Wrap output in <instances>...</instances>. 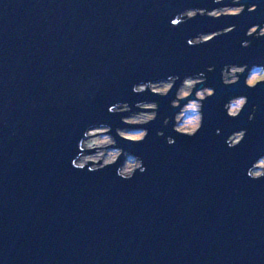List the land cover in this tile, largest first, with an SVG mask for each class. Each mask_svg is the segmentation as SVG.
<instances>
[{
    "label": "water",
    "instance_id": "95a60500",
    "mask_svg": "<svg viewBox=\"0 0 264 264\" xmlns=\"http://www.w3.org/2000/svg\"><path fill=\"white\" fill-rule=\"evenodd\" d=\"M229 4L243 9L198 12ZM263 23L264 0H0V264H264V177L249 175L264 156V80L246 82L264 67V36L248 34ZM232 65L245 70L228 83ZM168 79L165 94L148 87ZM206 86L196 130L175 129ZM148 109L145 123L123 119ZM100 126L121 153L78 169ZM125 152L143 163L131 178L118 174Z\"/></svg>",
    "mask_w": 264,
    "mask_h": 264
},
{
    "label": "rangeland",
    "instance_id": "374dc122",
    "mask_svg": "<svg viewBox=\"0 0 264 264\" xmlns=\"http://www.w3.org/2000/svg\"><path fill=\"white\" fill-rule=\"evenodd\" d=\"M231 1H238V0H231ZM254 8L253 6H249L248 9ZM243 6H236V5H226L224 7L214 9L212 11H202L198 10L200 13H208L212 16H217L220 14H237L240 11H242ZM190 14V13H188ZM181 17L178 18L180 20ZM257 25L252 26L249 30H251L256 37L259 36L258 33L262 28H264V25L259 30H256ZM248 30V32H249ZM256 30V31H255ZM255 31V32H254ZM212 34H204L201 36H198L192 41H200L204 40L206 38L211 37ZM228 68L225 67V69L222 72L223 79L225 82H234L238 79V75L240 74L244 67L242 66H231L229 67L230 71L227 70ZM202 80L201 77H194V78H186L182 84L179 86L177 93H176V99L174 102H172L173 105L179 104V98H183L188 96L191 91L192 87L196 85V82H199ZM258 80H264V67L255 66L250 69V72L247 75L246 81L248 84L253 85ZM173 83L172 79L168 80H159L156 82H150L148 83V87L151 91L159 93V94H165L167 91L171 88ZM146 84L139 85L137 90H144L146 88ZM212 90L209 87H203L199 90H197L194 93L193 99H190L188 102H186L180 112H178L175 115V129L179 131H183L186 133H192L196 130L200 123V108L202 100L205 96L208 94H211ZM245 102L244 96H239L231 99L227 103V110L230 114L236 115L240 111L242 105ZM136 106L140 108H156V103L151 102H143L140 104H137ZM129 107L126 106V104H118L114 110L124 111L127 110ZM155 109H148V110H136L129 114L128 117H124V121L127 123L132 124H140L145 123L155 116ZM108 127L100 126L95 127L89 130L87 134V138L83 140L81 149H90L94 147L93 152L84 151L79 156L78 160L76 161L77 165H85L88 164V161H92L93 163L88 164L91 168H95L107 163H111L116 160L117 156L121 153V150L112 146L107 145H114V139L113 137L108 134L106 131H108ZM103 132V133H101ZM118 133L122 136L132 138V139H141L145 134V128L143 127H123L121 129H118ZM240 139V131L235 132L232 134L229 138V141L231 143L237 142ZM105 146V147H104ZM98 159H101L99 163H96ZM140 166V160L133 156L130 153L125 152L124 158L122 160V164L120 166V172L122 174H131L133 168ZM253 174L260 173L262 174L264 172V156L260 158L254 168L251 170Z\"/></svg>",
    "mask_w": 264,
    "mask_h": 264
},
{
    "label": "clouds",
    "instance_id": "9594fccd",
    "mask_svg": "<svg viewBox=\"0 0 264 264\" xmlns=\"http://www.w3.org/2000/svg\"><path fill=\"white\" fill-rule=\"evenodd\" d=\"M253 10H254V8H253ZM248 34H249V35H252V31L249 30ZM256 34H258L259 36H264V28H262V29H261L258 33H256ZM249 43H250V41H245V42H244V45L247 46ZM240 114H241V113H240ZM240 114H239V115H240ZM253 115H254V114H253ZM250 118H252V117L250 116ZM245 135H246V130H240V140L237 141L236 143H231V146H236V145H238L241 141H243V139L245 138ZM170 142H172V141H170ZM76 160H77V159H76ZM76 160H73L72 163H73L78 169H82V168L85 167V166H83V165H77V164H76ZM139 169H143V163H142V166L139 167ZM118 174H119V176H121V177H123V178H131V177L134 175V173H132V174H122L120 171H118ZM249 175H250L251 178H254V179H258V178H262V177H264V174H260V173L253 174L251 170L249 171Z\"/></svg>",
    "mask_w": 264,
    "mask_h": 264
},
{
    "label": "flooded vegetation",
    "instance_id": "af4514ba",
    "mask_svg": "<svg viewBox=\"0 0 264 264\" xmlns=\"http://www.w3.org/2000/svg\"><path fill=\"white\" fill-rule=\"evenodd\" d=\"M230 2H231V0H230ZM262 25H264V23H263ZM262 25H261V27H262ZM257 27H258V26H257ZM261 27H260V28H261ZM260 28H259V29H260ZM259 29H257V30H259ZM253 35H254V34H253ZM254 37H256V36L254 35ZM257 37H259V36H257ZM238 66H240V65H238ZM242 67H244L243 70H245V66H242ZM252 67H255V66H252ZM252 67H251V68H252ZM251 68H250V69H251ZM224 69H225V67L223 68V70H224ZM250 69H249L248 73L250 72ZM223 70H222V72H223ZM248 73H247V75H248ZM201 78L203 79L202 76H201ZM246 78H247V77H246ZM246 82H247V81H246ZM254 84H255V83H254Z\"/></svg>",
    "mask_w": 264,
    "mask_h": 264
},
{
    "label": "bare ground",
    "instance_id": "6f19581e",
    "mask_svg": "<svg viewBox=\"0 0 264 264\" xmlns=\"http://www.w3.org/2000/svg\"><path fill=\"white\" fill-rule=\"evenodd\" d=\"M232 66H237V65H232ZM240 66H243V65H240ZM229 67H231V66H229ZM229 67H228V69H229ZM228 69H227V70H228ZM228 71H230V69H229ZM86 138H87V137H86ZM86 138H85V139H86ZM85 139H84V140H85ZM82 152H84V151H82ZM82 152H81V154H82ZM81 154H80V155H81Z\"/></svg>",
    "mask_w": 264,
    "mask_h": 264
}]
</instances>
